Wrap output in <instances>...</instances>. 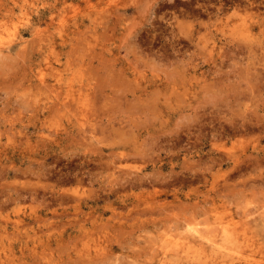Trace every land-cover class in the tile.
Returning <instances> with one entry per match:
<instances>
[{
  "label": "rangeland",
  "instance_id": "rangeland-1",
  "mask_svg": "<svg viewBox=\"0 0 264 264\" xmlns=\"http://www.w3.org/2000/svg\"><path fill=\"white\" fill-rule=\"evenodd\" d=\"M0 33V264H264V0H0Z\"/></svg>",
  "mask_w": 264,
  "mask_h": 264
},
{
  "label": "bare ground",
  "instance_id": "bare-ground-1",
  "mask_svg": "<svg viewBox=\"0 0 264 264\" xmlns=\"http://www.w3.org/2000/svg\"><path fill=\"white\" fill-rule=\"evenodd\" d=\"M11 12H13V11H11ZM14 16H15V14H14ZM9 17H10V16H9ZM12 17H13V15H12ZM19 17H20V16H19ZM19 17H18V18H19ZM26 17H28V16H26ZM13 18H14V17H13ZM18 18H17V20H18ZM23 19H24V18H23ZM14 20H15V19H14ZM24 21H25V20H24ZM15 23H17V22H15ZM26 23H28V22H26ZM18 25H20V24H18ZM26 25H27V24H26ZM5 27H6V26H5ZM9 27H10V26H9ZM14 27H15V26H14ZM6 28H7V27H6ZM6 28H5V30H6ZM15 28H16V27H15ZM15 28H14V29H15ZM12 29H13V26H12ZM12 29H10V30H12ZM18 29H19V28H18ZM18 29H17V30H18ZM7 30H8V29H7ZM2 31H3V30H2ZM18 31H19V30H18ZM11 32H12V31H11ZM15 32H16V31H15ZM2 33H3V32H2ZM4 33H5V31H4ZM9 33H10V32H9ZM0 34H1V33H0ZM11 34H12V33H11ZM9 35H10V34H9ZM15 35H16V34H15ZM3 36H4V35H3ZM7 36H8V35H7ZM11 36H12V35H10V37H11ZM0 37H1V35H0ZM8 37H9V36H8ZM8 37H7V38H8ZM10 37H9V38H10ZM9 38H8V39H9ZM4 39H5V38H3V40H4ZM1 40H2V39H1ZM10 41H12V40H9V43H11ZM22 41H23V40H22ZM2 42H3V41H2ZM20 42H21V41H20ZM7 43H8V42H7ZM18 44H19V43H18ZM14 45H15V44H14ZM16 45H17V44H16ZM19 45H20V44H19ZM19 45H18V46H19ZM7 47H8V46H6V48H7ZM0 48H1V46H0ZM1 49H2V48H1ZM193 120H194V118H193ZM193 122H196V120L193 121ZM197 122H198V120H197ZM195 124H197V123H195ZM199 124H200V123H199ZM189 125H190V124H189ZM199 126H200V125H199ZM232 127H233V126H232ZM200 129H201V128H200ZM247 129H248V128H247ZM221 132H222V131H221ZM177 133H179V132H177ZM216 133H217V132H216ZM217 134H219V132H218ZM226 134H227V133H226ZM174 135H176V134H174ZM200 135H201V134H199V136H200ZM177 137H178V136H177ZM201 137H202V135H201ZM212 137H213V136H212ZM218 137H222V136H218ZM203 139H204V138H203ZM214 149H215V148H214ZM118 155H119V154H118ZM135 156H136V155H135ZM210 156H211V155H210ZM122 157H123V155H122ZM214 158H215V157H214ZM218 159H219V158H218ZM221 159H222V158H221ZM210 160H211V159H210ZM212 160H213V159H212ZM217 161H219V160H217ZM224 161H225V160H224ZM193 164H194V163H193ZM213 164H214V163H213ZM215 165H216V164H215ZM196 168H197V167H196ZM200 169H201V168H200ZM209 169H210V168H209ZM188 170H189V169H188ZM190 170H191V169H190ZM193 170H194V169H193ZM193 170H192V171H193ZM204 170H205V169H204ZM209 171H211V170H209ZM35 172H36V171H35ZM161 175H162V174H161ZM196 175H197V172H196ZM162 176H163V175H162ZM162 176H161V178H162ZM191 176H192V174H191ZM142 177H143V176H142ZM149 177H151V176H149ZM154 177H156V176H154ZM159 177H160V176H158L157 178H159ZM140 178H141V177H140ZM161 178H159V179H161ZM197 178H198V177H197ZM143 179H145V178H143ZM150 180H151V179H149V181H150ZM153 180H154V179H153ZM130 181H131V179L129 180V182H130ZM138 181H139V180H138ZM143 181H145V180H143ZM143 181H141V182H143ZM151 181H152V180H151ZM151 181H150V182H151ZM155 181H156V179H155ZM158 181L160 182V180H158ZM151 183H152V182H151ZM219 223H220V222H219ZM230 223H231V222H230ZM221 224H222V223H221ZM222 225H223V224H222ZM222 225H221V226H222ZM225 226H226V225H225ZM233 226H234V225H233ZM237 226H238V225H237ZM263 226H264V225H263ZM227 227H228V225H227L226 227H223V228L226 229ZM235 228H236V227L234 226V229H235ZM243 228H244V227H243ZM246 228H247V227H245V230H246ZM213 229H214V228H213ZM232 229H233V228H232ZM234 229H233V231H234ZM240 229H241V228H240ZM240 229L237 230V228H236L237 232H238ZM197 230H199V228H198ZM218 230H219V229H218ZM223 230H224V229H223ZM230 230H231V229H230ZM230 230H229V231H230ZM189 231H190V230H189ZM206 231H208V230H205L204 232H206ZM221 231H222V230H221ZM240 231H242V230H240ZM195 232H196V231H195ZM198 232H199V231H198ZM219 232H220V231H219ZM219 232H217V233H219ZM190 233H191V232H190ZM199 233H201V231H200ZM199 233H198V235L200 236ZM212 233H213V231L211 232V234H212ZM215 233H216V232H215ZM220 233H221V232H220ZM245 233H246V232H245ZM191 234H193V232H192ZM201 234H202V233H201ZM208 234H209V233H207V234L204 235V236H207ZM235 234H236V236L241 237L239 234H238V235H237V233H235ZM240 234H241V233H240ZM248 234H249V233H248ZM248 234H247V235H248ZM188 235H190V234H188ZM188 235H187V236H188ZM196 235H197V234H196ZM202 235H203V234H202ZM219 235L222 236V234H219ZM219 235H218V236H219ZM226 235H227V234H226ZM241 235H242V234H241ZM191 236H193V235H191ZM191 236H190V238H191ZM213 236H214V234H212V237H213ZM232 236H233V234H232ZM242 236H244V235H242ZM216 237H217V236H216ZM246 237H247V236H246ZM246 237H245V238H246ZM194 238H195V236H194ZM203 238H204V237H203ZM214 238H215V237H214ZM177 239H178V238H177ZM209 239H211V238H209ZM212 239H213V238H212ZM232 239H233V237H232ZM248 239H249V238H248ZM248 239H247V240H248ZM171 240H172V239H171ZM182 240H183V239H182ZM184 240H185V239H184ZM188 240H189V239H188ZM195 240H196V239H195ZM195 240H194V242H195ZM197 240H198V239H197ZM203 240H206V238H204ZM207 240H208V237H207ZM207 240H206V241H207ZM219 240H220V239H219ZM236 240H237V238H236ZM244 240H245V239H244ZM247 240H246L245 242H247ZM200 241H201V240H200ZM232 241H233V240H232ZM239 241H241V240H239ZM239 241H238V242H239ZM203 242H204V241H203ZM203 242H202V243H203ZM217 242H218V241H217ZM233 242H234V241H233ZM235 242H236V241H235ZM167 243H168V241H167ZM184 243H185V242H184ZM200 243H201V242H200ZM209 243H210V241H209ZM250 243H251V242H250ZM181 244H182V243H181ZM191 244H192V243H191ZM191 244H190V245H191ZM198 244H199V243H198ZM218 244L220 245V243H218ZM161 245H163V244H161ZM166 245H167V244H166ZM176 245H177V242H176ZM184 245H185V244H184ZM187 245H189V244H187ZM216 245H217V244H216ZM234 245H235V244H234ZM236 245H237V243H236ZM242 245H243V244H242ZM173 246L175 247V243H174ZM237 246H238V245H237ZM246 246H247V245H246ZM246 246H245V247H246ZM193 247H194V246H193ZM196 247H197V246H196ZM219 247H220V246H219ZM222 247H223V246H222ZM170 248H171V247H170ZM183 248H184V247H183ZM187 248H189V247H187ZM223 248H224V247H223ZM165 249H166V248H165ZM201 249H202V247H201ZM225 249H226V247H225ZM241 249H242V248H241ZM258 249H259V248H258ZM158 250L160 251V248H159ZM167 250H168V249H167ZM183 250H184V249H183ZM188 250H190V249H187L186 251L188 252ZM222 250H223V249H222ZM222 250H221V251H222ZM231 250H232V249H231ZM237 250H238V249H237ZM242 250H243V249H242ZM245 250H246V249H245ZM161 251H162V250H161ZM174 251H175V250H174ZM179 251H180V250H179ZM225 251H227V250H225ZM229 251H230V249H229ZM229 251H227L228 254H229ZM232 251H233V250H232ZM232 251H231V252H232ZM254 251H255V250H254ZM184 252H185V251H184ZM190 252H191V251H190ZM193 252H194V251H193ZM195 252H196V251H195ZM223 252H224V251H223ZM223 252H222V253H223ZM240 252H241V251H239V253H240ZM252 252H253V251H252ZM160 253H163V252H160ZM181 253H182V252H181ZM232 253H235V252L233 251ZM242 253H244V252H242ZM258 253H259V252H258ZM166 254H167V253H166ZM177 254H178V253H177ZM196 254H197V252H196ZM203 254H205V253H203ZM247 254H250V253H247ZM160 255H161V254H160ZM184 255H185V254H184ZM188 255H189V254H188ZM194 255H195V254H194ZM197 255H198V254H197ZM226 255H227V254H225L224 256L226 257ZM239 255H241V253H240ZM242 255H243V254H242ZM245 255H246V254H245ZM250 255H251V254H250ZM161 256H162V255H161ZM203 256H204V255H202V258H203ZM207 256H208V255H207ZM251 256H252V255H251ZM194 257H197V256H194ZM211 257H212V256H211ZM245 257H247V256H245ZM164 258H165V257H164ZM213 258H214V257H213ZM161 259H162V257H161ZM165 259H166V258H165ZM190 259H191V258H190ZM209 259H210V257H209ZM228 259H229V258H228ZM230 259H231V258H230ZM236 259H237V258H236ZM206 260H207V258H206ZM206 260H205V263H207ZM218 260L220 261L221 258L219 257ZM258 260H259V259H258ZM258 260H257V261H258ZM162 261H163V260H162ZM162 261H161V262H162ZM188 261H189V260H188ZM200 261H201V260H200ZM200 261H199V262H200ZM221 261H222V260H221ZM241 261H242V260H241ZM192 262H194V261L192 260ZM197 262H198V260H197ZM224 262H225V260H224ZM255 262H256V261H255ZM162 263H163V262H162ZM248 263H249V262H248ZM164 264H165V263H164ZM196 264H199V263H196ZM207 264H208V263H207ZM211 264H212V263H211Z\"/></svg>",
  "mask_w": 264,
  "mask_h": 264
}]
</instances>
